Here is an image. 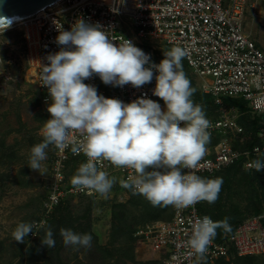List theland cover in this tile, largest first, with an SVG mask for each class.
<instances>
[{"label": "clouds", "instance_id": "9594fccd", "mask_svg": "<svg viewBox=\"0 0 264 264\" xmlns=\"http://www.w3.org/2000/svg\"><path fill=\"white\" fill-rule=\"evenodd\" d=\"M13 22V18L0 17V33ZM113 40L99 23L83 19L70 31L59 29L55 43L61 49L46 57L48 63L41 65L40 71L41 86L48 89L51 101L47 107L51 118L41 129L42 141L30 149L28 166L39 171L50 146L59 151L70 147L74 155L83 153L86 157L71 184L89 195L107 198L117 183L115 176L101 170L100 163L107 161L119 169H132L133 174L120 181L121 187L142 195L154 207L183 210L199 202L215 203L223 178H202L193 171L206 155L212 125L204 107L192 99L197 90L182 64L187 50L180 46L164 50V59L155 64L131 40L120 36L118 45ZM154 69L158 75L152 94L164 101L166 110L146 94L124 103L99 95L94 86L83 82L98 75L106 85L130 84L138 89L153 80ZM74 133L79 134V140L73 138ZM247 167L264 170V159L257 158ZM229 219H197L187 240L191 254L202 260L218 229L225 234L232 231ZM40 227L36 222H20L11 235L16 242L25 243ZM59 232L66 247L79 250L92 246L90 233L66 228ZM55 243L49 227L41 244L53 248Z\"/></svg>", "mask_w": 264, "mask_h": 264}, {"label": "built area", "instance_id": "2783aa9c", "mask_svg": "<svg viewBox=\"0 0 264 264\" xmlns=\"http://www.w3.org/2000/svg\"><path fill=\"white\" fill-rule=\"evenodd\" d=\"M248 16L258 18L264 24V0H60L16 23L20 24L25 37V76L35 85L46 109L51 101L48 89L41 86V65L48 63L46 57L49 54L60 51L61 46L55 43L59 29L70 31L78 19L90 24L99 23L109 37L115 39L116 45L120 43V36L131 40L150 55L151 63L159 64L162 60L158 57L156 42L185 48L188 53L185 62L200 89L211 94L218 106V116L209 119L211 141L206 146V155L193 170L206 178L240 162L244 168L252 169L247 167L249 163L257 158L264 159V119L256 132L258 142L252 147L236 148L231 139L245 131L238 120L241 108L225 101L226 98L241 99L253 115L264 112V49L246 28ZM4 64L0 50V77L7 76ZM153 71V80L138 89L130 84L123 87L106 85L98 75L83 82L94 86L99 95L124 103L146 94V98L166 110L164 101L152 94L155 75H158L155 69ZM73 138L79 140V134L74 133ZM74 162L79 167L86 162V157L83 153L74 155L70 147L63 151L54 147L40 225L70 196L99 197L73 187L72 176L67 175V170ZM100 167L117 178L116 186L133 174L132 169H119L107 161L101 162ZM116 199L122 201L121 196ZM203 206L204 202H199L183 210L173 207L171 218L136 229L133 233L135 243L156 254L162 264L213 262L228 258L232 251L240 256L264 255V214L245 218L233 232L224 233L222 240L215 237L202 260L191 254L187 240L191 237L193 223L204 216L214 221L203 211ZM35 222L39 224L38 220ZM38 230L34 229L31 236L36 237Z\"/></svg>", "mask_w": 264, "mask_h": 264}, {"label": "rangeland", "instance_id": "374dc122", "mask_svg": "<svg viewBox=\"0 0 264 264\" xmlns=\"http://www.w3.org/2000/svg\"><path fill=\"white\" fill-rule=\"evenodd\" d=\"M246 28L264 49V24L248 16ZM155 45L160 59H164V50L174 47L162 42ZM25 47L20 24L14 23L0 33V50L7 74L0 77V264H162L156 254L137 246L133 233L147 224L171 218L173 207H154L142 195H134L121 185H114L107 198L70 196L64 199L60 209H55L42 223L36 237L29 234L25 243L13 240L11 233L18 223L43 221V202L54 155V147L50 146L39 171L28 166L30 149L42 141L41 129L49 113L35 85L25 76ZM182 64L196 89L206 93L183 60ZM238 113L245 131L243 135L234 136L231 143L236 148H247L249 141L257 138L264 112L253 115L241 108ZM217 116L218 108H215L207 119ZM77 169V162L72 163L67 175L73 176ZM217 177L223 178L217 201L204 202L205 211L212 217L223 211L233 214L234 219L247 218L254 214L257 202L264 206V170L256 172L241 166L231 173L223 170L208 178ZM119 196L122 201H117ZM125 225L134 230L132 238L123 230ZM49 227L56 242L53 248L41 244ZM60 228L90 233L91 248L74 250L64 246ZM201 264H264V255L240 256L232 251L228 258L213 262L203 260Z\"/></svg>", "mask_w": 264, "mask_h": 264}, {"label": "trees", "instance_id": "16d2710c", "mask_svg": "<svg viewBox=\"0 0 264 264\" xmlns=\"http://www.w3.org/2000/svg\"><path fill=\"white\" fill-rule=\"evenodd\" d=\"M185 65L188 67L187 63L185 62V59H183ZM189 68V67H188ZM187 77L189 78V76L187 75ZM191 85L192 87L196 88L195 86V82L193 80H191ZM197 90V89H196ZM194 103L196 104H200L204 107V110L206 112V116H209V114L215 109L217 108L218 106L215 104V101H214V97L209 94V93H203V92H200V91H196L192 97ZM229 105H236V106H239L240 108L244 109V110H249L248 107L244 104L245 102L241 99H236V98H226L225 100ZM253 123H255V120L252 121ZM257 122V121H256ZM247 129V128H246ZM248 130V129H247ZM258 142V139L255 138L254 141L248 143L249 147H252L255 143ZM242 166V163H237V164H234L232 166H230L229 168H227L226 170L231 173L233 172L234 170H237L239 169L240 167ZM208 178V177H206ZM229 178V177H228ZM62 204H60L59 206L56 207V210H59L60 209V206ZM120 205H123V204H120ZM255 210H254V214L253 215H260V214H263L264 213V206L260 203V202H257L255 204ZM203 211H205V207L203 206L202 207ZM206 212V211H205ZM173 213V212H172ZM225 217H229V223L231 224L232 226V231L233 232L235 230V228L245 219V218H236L234 219V215L233 214H230V213H226V212H223V211H220L219 213H217L213 218H214V221H219V220H222L224 219ZM232 220H235V222H232ZM263 222H264V219H263ZM123 230L125 231V233H127L131 238H132V233H133V229L132 227L128 226V225H125L123 226ZM230 232V233H231ZM217 236H216V239L218 240H222L223 239V230H220L218 229L217 230ZM125 247V246H124ZM107 249V248H105ZM251 257V256H250ZM132 258V257H131Z\"/></svg>", "mask_w": 264, "mask_h": 264}, {"label": "water", "instance_id": "95a60500", "mask_svg": "<svg viewBox=\"0 0 264 264\" xmlns=\"http://www.w3.org/2000/svg\"><path fill=\"white\" fill-rule=\"evenodd\" d=\"M60 0H0V17L13 18L14 23L50 7Z\"/></svg>", "mask_w": 264, "mask_h": 264}, {"label": "crops", "instance_id": "0c3cea01", "mask_svg": "<svg viewBox=\"0 0 264 264\" xmlns=\"http://www.w3.org/2000/svg\"><path fill=\"white\" fill-rule=\"evenodd\" d=\"M229 168V167H228ZM227 169V168H226ZM226 169H224V170H226ZM223 171V170H222ZM221 172V171H220ZM264 214V213H263Z\"/></svg>", "mask_w": 264, "mask_h": 264}]
</instances>
